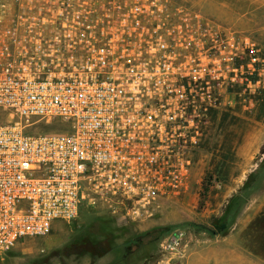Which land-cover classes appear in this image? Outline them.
<instances>
[{"label": "built area", "instance_id": "obj_1", "mask_svg": "<svg viewBox=\"0 0 264 264\" xmlns=\"http://www.w3.org/2000/svg\"><path fill=\"white\" fill-rule=\"evenodd\" d=\"M247 48L185 0H0V254L81 206L143 221L186 194Z\"/></svg>", "mask_w": 264, "mask_h": 264}, {"label": "rangeland", "instance_id": "obj_2", "mask_svg": "<svg viewBox=\"0 0 264 264\" xmlns=\"http://www.w3.org/2000/svg\"><path fill=\"white\" fill-rule=\"evenodd\" d=\"M185 1L237 37L245 35L248 43L247 100L240 103L234 96L231 109L217 114L210 135L195 156L188 192L166 201L160 213L143 221L120 220L81 206L76 220L56 222L48 235L23 240L14 250L0 254V264H89L103 256L107 245L93 232L110 236L113 244L132 241L126 259L117 264H176L177 258L192 251L193 244L220 239L247 217L251 219L248 244H258L264 254V42L253 31L241 33L226 25L212 3L219 0ZM261 1L255 20L258 26L264 25ZM10 120L0 109V124ZM60 130L55 123L39 122L25 132L50 134ZM154 228L162 229L158 237L145 235ZM173 238L177 245L169 248Z\"/></svg>", "mask_w": 264, "mask_h": 264}, {"label": "crops", "instance_id": "obj_3", "mask_svg": "<svg viewBox=\"0 0 264 264\" xmlns=\"http://www.w3.org/2000/svg\"><path fill=\"white\" fill-rule=\"evenodd\" d=\"M212 3L215 10L223 16L220 19L231 29L241 33L253 31L264 42V25L258 26L259 24L255 22L257 11L262 5L261 0H219ZM250 222V217H247L246 220L239 221V224L233 226L220 239L215 237L206 240L203 244H193L192 251L182 258H177L176 264H264V254L260 249L262 247L258 244L256 246L248 244L250 239L246 238L248 228L251 226ZM121 247L123 244H117V249H122ZM116 256L114 251H110L94 262L89 261V264H97L99 261H108L105 264H111ZM166 263L168 262H164Z\"/></svg>", "mask_w": 264, "mask_h": 264}, {"label": "trees", "instance_id": "obj_4", "mask_svg": "<svg viewBox=\"0 0 264 264\" xmlns=\"http://www.w3.org/2000/svg\"><path fill=\"white\" fill-rule=\"evenodd\" d=\"M87 209V208H84ZM84 213L88 212L87 210H83ZM85 214H82V216H84ZM105 215V214H104ZM162 232L161 228H154L153 230H150L148 232L145 233V235L147 236H155L158 237ZM93 235H96L98 238H104V244H107L106 247L102 250L103 254L108 253L110 251H114L115 254L118 256L117 259L115 258L114 262H112L111 264H117V262H122L126 259V251L129 248V246H131V240L127 241V242H121L118 244H123V247H121L122 249H117V244H113V240L111 239L110 236H105L104 234H101V232H93ZM138 239L134 238L133 240L136 241Z\"/></svg>", "mask_w": 264, "mask_h": 264}]
</instances>
